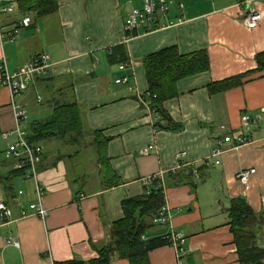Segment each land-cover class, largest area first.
Masks as SVG:
<instances>
[{
  "label": "crops",
  "instance_id": "obj_1",
  "mask_svg": "<svg viewBox=\"0 0 264 264\" xmlns=\"http://www.w3.org/2000/svg\"><path fill=\"white\" fill-rule=\"evenodd\" d=\"M143 1L57 0L48 15H24L18 7L0 15L1 32L19 29L13 41L0 44V63L4 57L10 72L36 55L50 58L45 74L14 99L32 119L28 132L57 105L76 104L82 126L75 141L58 136L40 143L44 221L29 209L38 202L34 181L6 180L14 162L0 167V201L12 210L11 220L0 221V264L96 258V249L111 240L112 224L123 218L122 202L143 195L152 178L161 182L170 221H152L145 237L180 233L185 242L183 254L172 246L150 252L149 264H240L228 225L236 198L251 209L248 232L264 248V70L255 61L264 53V0L252 2L262 15L252 30L241 23L244 10L237 0H162L168 10L156 21L165 28H141L123 40L127 15ZM25 16L31 22L21 27ZM121 44L130 63L124 70L107 60V51ZM171 48L179 55L203 52L207 66L164 85L168 97L157 103L156 114L145 96L146 59ZM239 76L241 85L216 90ZM122 77L129 82L116 84ZM243 115L253 122L248 128L241 124ZM14 124L10 93L0 85V136ZM226 136L250 141L236 147L223 143ZM251 169L247 181L237 179ZM110 264L129 263L114 254Z\"/></svg>",
  "mask_w": 264,
  "mask_h": 264
},
{
  "label": "trees",
  "instance_id": "obj_2",
  "mask_svg": "<svg viewBox=\"0 0 264 264\" xmlns=\"http://www.w3.org/2000/svg\"><path fill=\"white\" fill-rule=\"evenodd\" d=\"M159 4V0H155ZM57 0H19L18 10L24 14L35 13L44 16L53 13ZM161 16V15H160ZM107 60L111 65L128 62L124 45H117L107 51ZM207 56L203 52L179 55L174 49H165L150 55L146 59L148 90L145 96L151 101L150 109L160 112L158 102L167 98V87L179 76H188L203 64L207 66ZM257 68L264 70V53L255 57ZM201 70V69H200ZM242 76L218 83V91L241 85ZM144 96V97H145ZM82 131L79 108L76 104L55 106L50 118L44 122H34L27 130V141L39 144L53 137L65 136L76 140ZM0 159V167L13 161ZM11 166V165H10ZM24 168H10L6 180L22 177ZM164 206V194L159 179L152 180L144 194L122 202L123 218L114 222L111 228V240L96 249L97 257L89 261L71 260L54 264H110L114 254L129 264H149L148 254L158 248L171 246L170 234L146 238V232L154 227L152 221L158 219L159 211ZM230 230L234 236L240 264H264V248L258 247L254 236L248 232L253 224V213L243 198L230 201L228 209ZM251 242V244L249 243Z\"/></svg>",
  "mask_w": 264,
  "mask_h": 264
},
{
  "label": "built area",
  "instance_id": "obj_3",
  "mask_svg": "<svg viewBox=\"0 0 264 264\" xmlns=\"http://www.w3.org/2000/svg\"><path fill=\"white\" fill-rule=\"evenodd\" d=\"M19 0H0V15H11L18 7ZM253 0H237V5L244 10V15L241 18V23L249 30L256 28L262 15L252 8ZM168 7L165 1L159 0V4L155 0H144L143 5L139 9H133L126 17L123 25V40H127L138 32L141 28L146 31L165 28L166 25L160 24L156 21V17L160 14L167 13ZM31 22L29 16L23 17L20 22L21 27H27ZM169 23L167 25H170ZM18 28L14 27L6 32L0 31V44L7 38L13 41L14 36L18 33ZM49 55L42 53L34 56L30 61L20 69L10 72L8 69L7 61L3 57L0 63V85L7 88L10 93V107L14 117V129L12 131L3 132L1 138L6 141L13 138L8 143L5 151L3 152L5 159L14 162V169L24 168L25 179H32L35 183V195L38 202L29 205L32 215L39 217L44 221L48 217V210L45 209L41 203L44 194L43 188L40 186L37 178L38 167L42 162L43 149L39 144H30L27 141V128L26 122L28 120L26 111L15 102V97L25 92L30 85H33L37 77L45 74L48 64ZM130 63H123L118 66L119 70H124L129 67ZM129 82L128 77H122L115 81L116 84L126 85ZM252 120L248 115L241 116V124L249 127ZM250 140L248 136H239L237 139L232 140L230 136L223 139V143H233L234 146H241ZM144 155L149 153V149L142 152ZM215 153L219 154L217 150ZM185 156V153H179L178 158ZM255 171L253 169L240 171L237 173V179L240 181H247ZM155 178L149 179V182ZM83 198V196H81ZM21 216H25L21 212ZM12 218V210L4 202L0 201V221H9ZM170 221V215L167 207H162L159 211L157 223L166 225ZM171 246L177 251L178 254L184 252V237L180 233L170 234ZM12 244L15 247L19 246L17 240H13Z\"/></svg>",
  "mask_w": 264,
  "mask_h": 264
},
{
  "label": "rangeland",
  "instance_id": "obj_4",
  "mask_svg": "<svg viewBox=\"0 0 264 264\" xmlns=\"http://www.w3.org/2000/svg\"><path fill=\"white\" fill-rule=\"evenodd\" d=\"M19 97H20V95H19ZM18 100V98H16V101ZM44 109H46V107L44 108ZM29 111L31 112V110L29 109ZM28 117V121H31L32 119H29V115L27 116ZM10 142V140L9 141H4L2 138H1V136H0V153L5 149V147H7V145H8V143ZM0 158H4L3 156H2V153L0 154ZM250 234H252V233H250ZM250 244H251V242H249ZM262 244H264V241L262 242Z\"/></svg>",
  "mask_w": 264,
  "mask_h": 264
},
{
  "label": "bare ground",
  "instance_id": "obj_5",
  "mask_svg": "<svg viewBox=\"0 0 264 264\" xmlns=\"http://www.w3.org/2000/svg\"><path fill=\"white\" fill-rule=\"evenodd\" d=\"M26 17V16H25ZM27 91V90H26ZM24 93V92H23ZM22 94V93H21ZM19 96V95H18ZM5 158V157H4ZM7 160V159H6ZM11 161V160H10Z\"/></svg>",
  "mask_w": 264,
  "mask_h": 264
}]
</instances>
